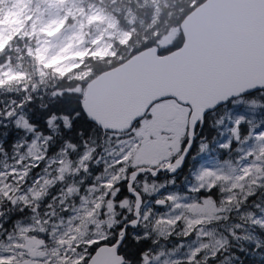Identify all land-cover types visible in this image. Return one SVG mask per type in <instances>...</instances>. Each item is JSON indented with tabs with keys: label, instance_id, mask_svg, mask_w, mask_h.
I'll list each match as a JSON object with an SVG mask.
<instances>
[{
	"label": "snow or ice",
	"instance_id": "snow-or-ice-1",
	"mask_svg": "<svg viewBox=\"0 0 264 264\" xmlns=\"http://www.w3.org/2000/svg\"><path fill=\"white\" fill-rule=\"evenodd\" d=\"M32 2L0 18V264H264V0Z\"/></svg>",
	"mask_w": 264,
	"mask_h": 264
},
{
	"label": "trees",
	"instance_id": "trees-1",
	"mask_svg": "<svg viewBox=\"0 0 264 264\" xmlns=\"http://www.w3.org/2000/svg\"><path fill=\"white\" fill-rule=\"evenodd\" d=\"M14 0H0V12L6 13L9 12V2H13ZM94 2L106 10H121V20L124 19L123 12L126 10H132L137 16V25L140 26L141 21L146 26L147 22L153 16V7L158 5V7L162 11V15H160L159 19L161 25L167 21L168 15L170 13H174L176 8L179 6V0H116V3H113V0H89ZM127 26V25H126ZM144 28H141V35H143ZM115 43V41H114ZM27 65V61H25Z\"/></svg>",
	"mask_w": 264,
	"mask_h": 264
},
{
	"label": "rangeland",
	"instance_id": "rangeland-1",
	"mask_svg": "<svg viewBox=\"0 0 264 264\" xmlns=\"http://www.w3.org/2000/svg\"><path fill=\"white\" fill-rule=\"evenodd\" d=\"M8 2V0H7ZM96 5V6H100L94 2H91L89 0H81V4L80 6L87 8L88 5ZM39 6L41 8H44L45 6L40 2V0H33L31 7L33 10H35V8ZM22 13V3L21 0H14L13 2H9V12L6 13H1L0 12V18H3L7 23L9 24H13L15 23L21 16ZM47 18V15L46 17ZM71 23V22H70ZM103 29V25H93L90 29H87L89 36L88 39H92L94 38V36L102 31ZM30 30V29H28ZM71 32V29H68L65 33V35L69 34ZM110 43H114V41H110ZM33 44H35V41H33Z\"/></svg>",
	"mask_w": 264,
	"mask_h": 264
}]
</instances>
